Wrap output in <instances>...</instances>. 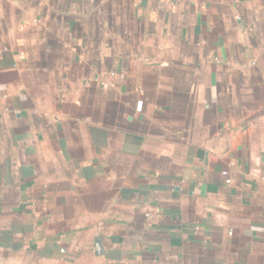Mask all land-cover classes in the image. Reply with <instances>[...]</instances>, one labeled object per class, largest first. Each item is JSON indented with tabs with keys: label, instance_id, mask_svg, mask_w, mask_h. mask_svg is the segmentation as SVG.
Returning <instances> with one entry per match:
<instances>
[{
	"label": "crops",
	"instance_id": "1",
	"mask_svg": "<svg viewBox=\"0 0 264 264\" xmlns=\"http://www.w3.org/2000/svg\"><path fill=\"white\" fill-rule=\"evenodd\" d=\"M0 264H264V0H0Z\"/></svg>",
	"mask_w": 264,
	"mask_h": 264
}]
</instances>
